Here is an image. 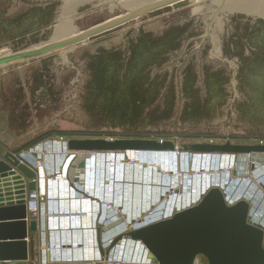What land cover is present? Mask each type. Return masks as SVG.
<instances>
[{"label":"water","instance_id":"water-1","mask_svg":"<svg viewBox=\"0 0 264 264\" xmlns=\"http://www.w3.org/2000/svg\"><path fill=\"white\" fill-rule=\"evenodd\" d=\"M83 32L40 49L0 59H35L82 40V106L98 124L195 131L264 132V0H75ZM74 14V13H73ZM197 152L264 157V143H202ZM74 185L93 151H173V140L70 138ZM37 172L0 144V261L26 260L40 223L28 201ZM223 186L167 219L121 233L144 246L154 264H264V225L250 198L231 204ZM8 220V221H6ZM10 220V221H9ZM11 241H6V240ZM99 248L101 228L97 230Z\"/></svg>","mask_w":264,"mask_h":264},{"label":"rangeland","instance_id":"rangeland-1","mask_svg":"<svg viewBox=\"0 0 264 264\" xmlns=\"http://www.w3.org/2000/svg\"><path fill=\"white\" fill-rule=\"evenodd\" d=\"M67 1L0 0V59L40 49L82 33L83 7L75 0ZM81 53L82 40L38 56L33 59L35 62L27 72L18 70L27 62L24 59L0 67V141L7 142L8 149L19 155L36 146H59V142L53 145L51 141L62 138L173 140L176 145L173 151L99 154L90 157L84 169H78L82 179L87 182H91L92 176L95 177L92 178L93 193L101 199L104 208L109 209L111 203L114 206V213H110L111 221L104 228L108 236L107 244L113 243L115 231L118 233V228L120 230L122 226L119 224V213L122 216L125 214V217L150 211V204L160 195L161 201H169L168 204L174 197H182L181 202L185 204L186 198L191 201L190 196L198 190L202 191L212 182V178L227 183L225 188L231 190V194H238L242 190V194H245L247 191V196H252L256 204L257 218L264 223V186L262 191L253 189V181L264 182V164L255 166L252 162L256 161V156L241 152L203 153L191 148L212 141L217 144L227 141L232 144L264 143V132H235L232 126L224 127L223 131H195L98 124L82 106ZM63 151L61 147H52L45 152L46 156L43 155L48 171L56 172L59 176L62 172L58 170L65 162ZM108 161L117 165H111ZM143 163L146 165H141ZM150 165L155 172L149 169ZM228 168H232L231 171L228 172ZM179 173H184L182 190L172 193L170 187L177 184ZM211 173L220 174L219 178H210ZM120 175L123 181H118ZM80 181V187L86 190L87 182ZM188 185L192 188H188ZM244 185H247L246 189ZM164 187H167L166 192L162 190ZM54 189L57 193L61 187ZM186 192H191V195H186ZM46 197H49L47 192ZM53 202L54 199L48 200V211L54 209ZM71 206L69 210L75 211V206ZM69 228L73 229L74 226L71 224ZM128 241L123 239L121 244L113 247L116 249L114 257L117 264H141L146 261L136 243L130 244ZM196 264H208V259L199 255Z\"/></svg>","mask_w":264,"mask_h":264},{"label":"crops","instance_id":"crops-1","mask_svg":"<svg viewBox=\"0 0 264 264\" xmlns=\"http://www.w3.org/2000/svg\"><path fill=\"white\" fill-rule=\"evenodd\" d=\"M27 62L22 64L20 66V70L22 73L27 72L30 69V65L34 64L35 60L25 59ZM19 61V60H18ZM15 63L16 61H12ZM8 64V63H7ZM6 67V64H2L0 67ZM0 144L6 147L8 149V143L0 141ZM11 151V150H9ZM14 154L17 152L11 151ZM110 155V154H109ZM109 160V159H108ZM110 162V161H108ZM111 163V162H110ZM113 163V162H112ZM111 163V165H112ZM117 165L115 162L113 163ZM38 174V181L39 186L38 189L40 192L48 193L47 199L52 198L55 199V202H53V208L57 205V200H59L61 209L67 210L68 205L63 201L65 198L69 197H80V192L76 191V189H81L80 185L76 184L75 187H72L71 184H62L63 187H61V190L56 193L55 186H52L49 188L48 181H47V171L44 170H38L34 169ZM91 176H89L90 178ZM121 175L118 177V181H123L121 178ZM80 179L84 182L87 180L82 179L79 177V183ZM92 182V183H91ZM91 182H87V186L85 187L90 190L93 189V183L94 180ZM96 187V186H95ZM92 194V193H89ZM94 197V202L92 204L91 209L85 208L83 209L84 212H90L95 209L101 210V213L99 215H96L93 219L94 228L85 230L84 232H72L68 230L67 224H63L62 222L59 223L57 220V216L50 213L51 211H48V202L43 205L41 208V215L38 216V220L40 223L39 231L36 233H33L29 235L28 242H29V257L26 260H1L0 264H117V259L114 257V253L116 249H113L114 246L107 244V234L104 232L106 231L104 228L107 226V223L111 221V215L110 210L107 208H104L101 199L99 197H96L94 194L90 195V197ZM118 205V204H115ZM111 207L114 208L113 204L111 203ZM112 212V211H111ZM110 215V218L108 220V217ZM8 221V220H6ZM10 221V220H9ZM85 224H88L90 222L88 219ZM71 224L68 223V226ZM98 228H101V242L104 246V253L99 248V240L97 239V226ZM73 226V225H72ZM103 227V229H102ZM75 228L77 229L76 225ZM70 229V228H69ZM66 230V231H65ZM72 238V239H71ZM72 240V243L70 242ZM130 239L124 240L127 242ZM11 241V240H6ZM74 242V243H73ZM130 244L135 241L131 240L128 241ZM105 243V245H104ZM136 243V247H138V251L142 253V256L144 255L143 250L141 249V246L138 242ZM55 246V252L58 254V256L55 254H51L47 247ZM118 244H116L117 246ZM96 261V263H95ZM93 262V263H92Z\"/></svg>","mask_w":264,"mask_h":264},{"label":"built area","instance_id":"built-area-1","mask_svg":"<svg viewBox=\"0 0 264 264\" xmlns=\"http://www.w3.org/2000/svg\"><path fill=\"white\" fill-rule=\"evenodd\" d=\"M67 140L68 139L62 138L61 140H58V141H55V142L51 141V142H53V145L56 142H59L61 145L60 146H47V145L36 146V147H33V148L29 149L27 152L19 154L17 156L21 159V161L23 163H25L26 165H28L32 169H38V170H44L45 169L47 171L46 176H47V181H48L49 188H51L52 186H55L56 188L58 186L63 187L62 184H68V185L71 184L68 181V177H67L68 176L67 175L68 171L67 170H68V167L70 166V163L72 162V160L78 154L77 152L69 151L67 149ZM211 143H214V142L212 141ZM52 147H57V148L61 147V149L64 150L63 151L64 154H62V155H64V157H65V162H64V165L61 166V169L58 170L59 172L60 171L62 172V174H60L61 176H59L56 172L55 173L52 172V171L49 172L48 169H47L48 164L46 163L45 152H49V148H52ZM99 154H101V153L97 152V151H93V152H91L90 155L92 156L91 158H94V156H97ZM43 155H45V156H43ZM231 169L232 168H228L227 171L229 172V171H231ZM77 174H78L77 176H78V179H79V177H81V175H80V173H77ZM181 175L182 176H180V178H182L184 174H181ZM218 175H220V174H217V175L212 174V175H209V177L210 176H212V177L215 176L217 178ZM38 177L39 176H37V179H38ZM92 178H95V177L92 176ZM78 179H76L74 181V185L71 184V185H73L72 187L76 186ZM39 181H40V178H39ZM219 182L214 181L213 178H212V182L208 183L206 185V187H204L202 189V191L198 190L196 192V194H194V196H196V198L192 197L191 201H190L189 198H186L185 204H182V202L180 201V198H178V201L176 203L177 205H175L173 208H171L168 211L164 210L163 212H161V214L154 213L153 212L154 210L151 211V209H150V211L147 210L149 212H147L145 214L136 213V214H138V216H136V217H134V215L132 217H128V216L124 217L125 214L122 216L118 212L119 215H120L121 225H122L123 229L125 230L124 232L129 231L131 229H138V228L143 227L145 225H148V224H151V223H154V222H157V221L172 217L176 213V211L179 210L181 207H189V206H192V205L196 204L197 202H199L201 200L202 194L205 193L211 186H213V185L221 186V182L220 183ZM253 182H254V188L253 189L257 190V191L258 190L262 191L261 189H263L264 182L263 181H259V180L258 181L255 180ZM182 185L183 184L179 182L174 187V188L177 187L176 189H170V190H172V193H174V192L176 193V192L182 190V188H181ZM246 186L247 185H244V189H246ZM221 187H223V186H221ZM250 187L251 186H249V188ZM170 188H172V187H170ZM188 188H192V186L189 187V185H188ZM155 189H157V187ZM165 189H167V187H164L162 190H164L166 192L167 190H165ZM184 189H185V187H184ZM157 190L160 191L159 189H157ZM242 191L240 193H238V194L237 193L236 194L235 193L227 194L226 200L229 203L233 204V203H235L236 201H238L241 198H250V196L249 197L246 196L248 194L247 191L245 192V194H242ZM263 192H264V190H263ZM90 195L89 194H85L84 192L80 191L79 199H75L73 197L74 198L73 200L72 199H68V198H65L63 200V201H65V203H67V205H68L69 200L73 204L74 203H78V205H79L78 207L79 208H78L76 213L70 214L69 211H68L69 209H67V210L61 209V207H59L60 203H59L58 199H56L57 200L56 207H54V209L50 213H52L53 215L57 216V220L59 221V223L62 222L63 224H67V227H65V228H67L70 231L73 230L74 233H76V232H84L85 230H88V229L92 230L94 228L93 227L94 224L90 220H89L90 222H88V224H85V220H87V219L85 218L83 213L80 212L81 210H83L85 208H88V209L93 208L92 204L94 202V197L93 196L90 197ZM186 195H191V192H186ZM31 196H32V198L28 201V204H29L30 209L32 210L33 214L38 217V216L41 215L40 212H41V208L43 207V205L45 203H47L49 199H52V198L47 199L46 194L40 192L39 189L34 191ZM180 196H182V195L180 194ZM160 197H162V195ZM251 202H252V211H251V217L250 218L253 221L257 222V223H260V224L264 225V223L262 221H260L259 218H257V217H259L258 216V211H257L256 204L254 203L253 199H251ZM162 203L164 204V207L169 205L168 204L169 201L165 202L163 200V201H161V204ZM109 210L114 211V209H111V208H109ZM100 213H101V210L96 209L95 215H99ZM146 214H147V217L150 218L149 221L145 220V215ZM122 217H124V218H122ZM68 223L72 224L74 226V228L73 229L72 228L69 229L70 226H68ZM81 224H82V226H81ZM75 225H76L77 229L75 228ZM54 247L55 246L49 245V247H47V250L51 254H53V255L56 254L58 256V254L55 252ZM142 247L144 248V246H142ZM145 254H146L147 258H148V261L150 263H152L151 259L147 255L148 254L147 250L144 248V255ZM95 263H96V261H95ZM152 264H154V263H152Z\"/></svg>","mask_w":264,"mask_h":264},{"label":"bare ground","instance_id":"bare-ground-1","mask_svg":"<svg viewBox=\"0 0 264 264\" xmlns=\"http://www.w3.org/2000/svg\"><path fill=\"white\" fill-rule=\"evenodd\" d=\"M70 0H68L67 2H69ZM59 145V144H58ZM60 146V145H59ZM159 153H163V152H159ZM254 156H256V161H254V162H252L255 166H257V165H262V164H264V157L263 156H257V155H254ZM259 157H260V160H259ZM189 159V158H188ZM242 162V161H241ZM245 162V161H244ZM140 164V163H139ZM141 165H146V164H141ZM213 165V164H212ZM152 167V168H151ZM146 168V167H145ZM158 168V170H159V167H157ZM149 169L150 170H154L153 169V166H151L150 165V167H149ZM148 170V169H147ZM156 170H154V172H155ZM181 173H179V175H177V176H179V178H178V180L176 181V183L178 184V182H180V183H182V178H180V176H182V175H180ZM184 174V173H183ZM227 175V174H226ZM211 178V177H210ZM219 178V177H218ZM206 180V179H205ZM77 184L78 185H81L80 183H79V179L77 180ZM183 184V183H182ZM82 186V185H81ZM221 186H224V187H226L227 188V183H225V182H221ZM175 187V185L172 187V188H170V189H176V188H174ZM182 188V187H181ZM85 189L86 190H84V189H76V191H78V192H80V191H82V192H84L85 194H89V193H92V194H95V193H93V191L94 190H90V189H87L86 187H85ZM227 192H228V194H231V190L230 191H228L227 190ZM91 194V195H92ZM90 195V194H89ZM248 195V194H247ZM246 195V196H247ZM161 196V195H160ZM158 197V198H156L154 201H152V203L150 204V206H149V209H151V211H153L154 213H159V214H161V212H163L164 210H170L171 208H173L175 205H177L176 203H177V201H178V198H180V201H181V198L182 197H174V199L173 200H171L170 201V204L169 205H167V206H165L164 207V204L162 203L161 204V198L162 197ZM259 196V195H258ZM263 196V195H262ZM192 197H195L196 198V196H194V194H192L191 196H190V198H192ZM247 197H249V196H247ZM75 199H79V198H76V197H74ZM73 197H69L68 199H74ZM251 198V197H250ZM252 199V198H251ZM71 205H73V206H75V208H76V210L75 211H72V209H70V210H68L69 211V213L70 214H73V213H76L77 212V210H78V203H72V202H70V200H69V202H68V209H69V207H71L72 208V206ZM153 206V207H152ZM109 208H111V209H114L113 207H111V206H109ZM112 210H110V213H114V211H112ZM81 213H83L84 214V216H85V218L86 219H88V220H92V219H94L95 218V212H96V209L95 210H92V211H90V212H84V210H81L80 211ZM147 211H142V213L141 214H145ZM140 213V212H139ZM136 216H138V214L137 215H135L134 217H136ZM109 217H110V215H109ZM149 219L150 218H148L147 217V214L145 215V220L146 221H149ZM87 221H85V223H86ZM92 222V221H91ZM93 223V222H92ZM120 225H121V223H119ZM118 225V224H117ZM81 226H82V224H81ZM97 226V230H98V226H100V225H96ZM115 227H116V225H115ZM102 229H103V227H102ZM107 229V228H106ZM125 230L123 229V227L121 226V228H120V230H119V228H118V233H116V231H115V235L117 236V235H119V234H121L122 232L123 233H126V232H128V231H126V232H124ZM105 233H106V231H104ZM135 242H137V241H135ZM122 243V241L121 242H119V244H121ZM139 243V242H138ZM140 244V246H141V249L143 250V253H144V248L142 247V245H141V243H139ZM143 259L145 260L146 259V261H143L141 264H146V263H148L149 261H148V258H147V256H146V254L145 255H143Z\"/></svg>","mask_w":264,"mask_h":264},{"label":"clouds","instance_id":"clouds-1","mask_svg":"<svg viewBox=\"0 0 264 264\" xmlns=\"http://www.w3.org/2000/svg\"><path fill=\"white\" fill-rule=\"evenodd\" d=\"M128 217H132V215L130 216V215H128Z\"/></svg>","mask_w":264,"mask_h":264}]
</instances>
